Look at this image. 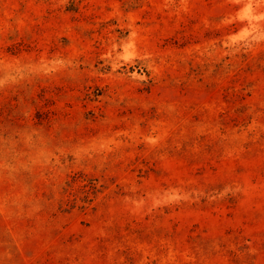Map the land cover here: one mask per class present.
<instances>
[{
    "label": "rangeland",
    "instance_id": "rangeland-1",
    "mask_svg": "<svg viewBox=\"0 0 264 264\" xmlns=\"http://www.w3.org/2000/svg\"><path fill=\"white\" fill-rule=\"evenodd\" d=\"M0 264H264V0H0Z\"/></svg>",
    "mask_w": 264,
    "mask_h": 264
}]
</instances>
